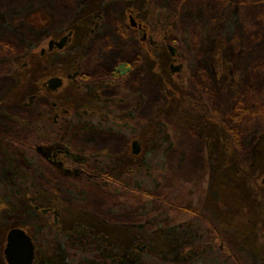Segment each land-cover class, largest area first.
Returning a JSON list of instances; mask_svg holds the SVG:
<instances>
[{
  "label": "rangeland",
  "instance_id": "rangeland-1",
  "mask_svg": "<svg viewBox=\"0 0 264 264\" xmlns=\"http://www.w3.org/2000/svg\"><path fill=\"white\" fill-rule=\"evenodd\" d=\"M23 125L43 158L2 138ZM2 128L0 264L12 228L36 264H264V0H0Z\"/></svg>",
  "mask_w": 264,
  "mask_h": 264
},
{
  "label": "flooded vegetation",
  "instance_id": "flooded-vegetation-1",
  "mask_svg": "<svg viewBox=\"0 0 264 264\" xmlns=\"http://www.w3.org/2000/svg\"><path fill=\"white\" fill-rule=\"evenodd\" d=\"M138 25H140V24H138ZM142 26V25H141ZM130 27H131V25H130ZM132 29H136V30H139V31H143V38H142V42H147V40H149V43H150V46L151 47H155L156 46V42L153 40V39H148V33H147V31H145L144 30V26H142V28H140L139 26L137 27V28H133V27H131ZM72 37L70 38V44L72 43V41H73V36H74V32L72 31ZM164 42H165V44H167V46H168V51H169V53L171 54V56H172V58H173V63L171 64V66H170V72H171V74H172V65H174V66H181V65H177V58H176V51H175V49H174V55H172V53L170 52V50H169V47L170 46H172L171 44H170V42H169V40L167 39V40H164ZM173 47V46H172ZM174 48V47H173ZM78 64H79V62H72V65H71V67L72 66H78ZM140 64H139V58H138V56H135L134 57V59H130L129 61H127V66L130 68V72H132V70H133V68L134 67H137V66H139ZM182 70V66H181V69H180V71ZM180 71L179 72H177V73H180ZM177 73H174V74H177ZM112 76H117L118 77V75H114L113 73H107L106 72V74H100V75H91L90 73H83L81 70H77V71H74V72H72V73H70V75L67 77L69 80H70V82H72L73 84H78V83H80V82H82V83H89V82H91V81H93V80H103V79H106V78H108V77H112ZM64 81V80H63ZM44 87L48 90V88L45 86V84H44ZM35 100V97H31L30 98V100H29V103L28 104H25L24 105V107L27 109V108H31L32 107V105H33V101ZM75 116V113L73 112V111H70V114L68 113V112H64V113H61V114H57V115H55V117H54V119H53V122H52V124H53V126H57L58 124H60L62 121H63V119L64 118H68V117H70V121L73 123V122H75L76 121V118L74 117ZM89 115H88V113H83V115H82V117H81V119L80 120H78V121H86V122H89V121H93L92 123H94V124H96V123H98V121H97V119H95V118H92V119H90L89 117H88ZM25 126L23 125L21 128H19V131L17 132V130H15V129H13V130H9V129H7L6 131V135H4V137H2L4 140H6V141H9V142H12L15 146H17V147H20V148H22V149H24V150H26V148L28 147V148H30V152L31 153H33V154H35L36 156H39L40 158L42 157V155H41V153H40V151H39V148H38V141H37V139H36V137H35V140H33V139H31L30 137H26V135L24 134V132H25V128H24ZM3 131H5V129L4 128H2V131L0 132V134L1 133H3ZM60 155H63L62 153H60ZM43 158V157H42ZM54 163V165H57L58 167H60L61 169H64V167H65V165L66 166H70L69 168H68V172L70 171V174H72V173H74V170H75V168H74V166H75V161L73 160V159H70V162H68V164H66L65 162H63V161H61L60 159H57L55 162H53ZM81 167V166H80ZM85 167V166H84ZM85 171H86V169L85 168H83ZM17 182H15V183H13V185H15ZM116 183V182H115ZM119 183V182H118ZM5 185V184H4ZM119 186V185H118ZM121 186V185H120ZM15 195H17V196H20V192L19 191H16L15 192ZM11 198L9 197V200H10ZM31 202H33V201H31ZM4 208V205L1 203V201H0V211L2 210ZM35 210L36 211H39V210H37V207H35ZM47 210V213L46 214H44L45 216H47V215H49V214H52L53 216H54V225L55 226H58V223H59V219H60V216H58V219H57V221H56V212H59V211H53V210H51V209H46ZM42 212V211H41ZM19 224H22V225H25V223L24 222H22V223H19ZM13 229H21V228H12V229H10L9 230V232L11 231V230H13ZM9 232L7 233V237H8V234H9ZM28 234V233H27ZM29 235V234H28ZM30 236V235H29ZM7 237H6V245H7ZM31 237V236H30ZM32 238V240H33V243H34V245H35V252H34V261H33V264H36V254H37V249H38V247H37V244H36V242H35V240L33 239V237H31ZM6 249V248H5ZM92 256L91 255H83V257L82 258H80L81 260H85L86 258H89V260L90 259H93V258H91ZM4 258H5V261H6V263H7V260H6V256H5V250H4ZM99 259V258H98ZM92 262V261H91ZM8 264V263H7Z\"/></svg>",
  "mask_w": 264,
  "mask_h": 264
},
{
  "label": "water",
  "instance_id": "water-1",
  "mask_svg": "<svg viewBox=\"0 0 264 264\" xmlns=\"http://www.w3.org/2000/svg\"><path fill=\"white\" fill-rule=\"evenodd\" d=\"M130 25L133 28H137L138 26L142 28L141 25H138L137 21L133 16H130ZM72 32H69L66 36L62 37L60 40H51L48 43V51L52 52L55 49L64 50L65 47L70 43V38L72 37ZM170 52L174 55V48L172 46L169 47ZM46 49H42L41 55H45ZM172 74L180 71L181 66L172 65ZM64 85V81L61 78H52L45 83V86L49 91H57L62 88ZM141 147L138 141H134L132 143V153L135 156L140 155ZM264 183V180H263ZM37 210L39 208L37 207ZM42 213L46 214L47 210H42ZM56 221L58 216H60L59 212H56ZM144 251L145 248L139 249ZM34 252L35 245L33 243L32 238L27 234L25 230L22 229H13L9 232L7 237V245L5 249V256L8 264H33L34 261Z\"/></svg>",
  "mask_w": 264,
  "mask_h": 264
},
{
  "label": "trees",
  "instance_id": "trees-1",
  "mask_svg": "<svg viewBox=\"0 0 264 264\" xmlns=\"http://www.w3.org/2000/svg\"><path fill=\"white\" fill-rule=\"evenodd\" d=\"M147 172H148V171H144V170H142V171L139 170L138 172H136V173H135L136 176L133 177L134 181H139V180H141V181L146 182V184H150V181H149L150 178L148 177ZM146 174H147V175H146ZM114 184L117 185V186H118V185L120 186V183H118V182H116V183L114 182ZM137 192H138V194H140V195H142V196H143L144 194H146V196H147V195L149 196V193H148L149 191H145V193L142 192V191H137Z\"/></svg>",
  "mask_w": 264,
  "mask_h": 264
}]
</instances>
